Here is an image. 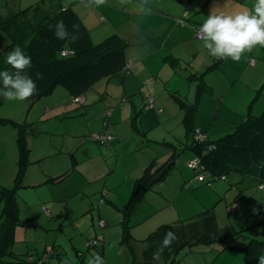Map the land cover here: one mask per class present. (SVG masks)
Here are the masks:
<instances>
[{"label": "crops", "instance_id": "0c3cea01", "mask_svg": "<svg viewBox=\"0 0 264 264\" xmlns=\"http://www.w3.org/2000/svg\"><path fill=\"white\" fill-rule=\"evenodd\" d=\"M255 2L256 0H193L189 5H185L175 3V0L174 3L168 0H111L96 6L90 3V0H72L70 5L66 4L57 9H74L89 29L94 44H100L112 35H118L123 45L124 66L129 64V70H125L123 66L114 74L102 76L81 92L78 98L68 93L71 101L75 104L80 103L82 107L71 116L82 118L76 121L77 126L72 127L77 129L73 131L77 133L75 135L77 142L71 144V148L64 146V150L60 148V151L56 152L53 143H59L61 139L57 141L49 139L46 144L41 141L42 133L46 129L45 124L43 130L38 127L27 130L35 136L32 141L31 136H27L29 134L26 132L27 128L25 129L30 154L29 163L21 174V185L14 187L19 218V222L14 226V242L11 245L15 256H27L31 260L43 257L44 260L39 264H63L66 250L59 238L54 236L56 231L63 232L65 221L61 223L60 228L53 223L57 222V219L62 220V216L77 221L87 215L88 221L84 227L90 229L89 233L80 231L81 241L71 246L78 256L79 264H86L89 258L97 254L101 256L103 264H176L181 260L180 254L187 252L188 248L194 254L203 252L195 245L202 239L209 240L204 236L216 232V215L209 212L206 218H197V221L191 222L188 229L177 228L175 222H164L161 212L166 209L162 210L161 205L166 202L169 203V207L181 205L183 189L188 191L187 189H194L199 184L195 178H189L191 171L181 169L180 175H175L178 172L177 166L167 168L168 165L165 164L169 161L170 153L183 150L180 142L183 138L187 139L186 147L193 150L186 151L192 156L196 155L192 146L194 130L195 133L197 130L206 133L207 139L210 140L211 137L230 134L228 129L231 125L236 129L249 118L264 115V46L257 45L251 52H245L241 60L236 62L231 58L221 59L210 55L203 46V41L196 36L200 25L212 10L225 14L245 10L251 12ZM141 3L149 10L141 12ZM15 15L17 12L6 19L10 20ZM41 18L39 16L32 23L38 22ZM180 18L187 20V23H179ZM32 28L35 29L34 26ZM210 75L214 77L217 75L218 82L223 84L228 82L230 89L226 90L219 83L209 80ZM245 77L246 87L239 89L240 93H244L238 101V106H233L229 91ZM196 85L197 98L192 102L190 90L186 96H183L182 92L183 89ZM111 87L122 89L124 97H130L128 106L132 109V117L124 113L126 99L111 96ZM170 91L174 92L173 97L169 95ZM206 92L210 94H205ZM138 93H144L145 102L137 98ZM251 100L253 102L247 111V105ZM203 102H208L207 106L212 108L206 115L197 111L198 107H207L201 105ZM223 102L226 105H222ZM61 105L59 100L55 106ZM142 105L144 108H139ZM119 106L120 111H117ZM139 109L141 111H138ZM109 111L110 116L107 115ZM145 112L147 115H144ZM169 113L175 119L182 113L184 117L177 118V122L172 121L169 120L171 117H168ZM136 116L141 119L143 133L136 124H132L138 123L137 119L133 118ZM166 116L168 118H165ZM97 123L99 132L106 131L115 138L106 143L97 141V144L94 143L91 133L96 130L91 129L96 127ZM145 125L147 127L152 125L147 129L163 125L166 133L181 125L179 130L181 136L168 134L171 143L163 144L159 142L161 140H156L159 134L154 135L153 131L152 133L147 131ZM167 136L163 138L167 139ZM59 147H62L61 144ZM65 149L72 155L73 151L82 150L84 157L82 161L90 172H95V176L92 177L84 171V174L80 175L82 180L77 181L73 176L78 173L79 160L74 157L70 162L69 158L62 157L67 153ZM18 158L20 159V152ZM104 159L108 163L104 164ZM91 160L96 163H92ZM165 168L167 169L164 171ZM80 169L83 170L81 167ZM161 172L166 174L160 177ZM140 180H143L141 183L146 188L145 192L129 217H126L134 187ZM2 186L0 185V189L8 188ZM166 186L172 190L167 192ZM20 188L25 190L22 199L18 197ZM78 195L83 197L78 200V203L82 204L80 209L77 207L72 209L80 210L76 215L70 213L69 203ZM22 200L28 207L32 206L35 209H38L36 205L42 202L41 212L43 210L49 216L42 214L48 223L42 224L28 207L25 210L21 204ZM5 201L6 199L0 196V205L2 204L0 216ZM63 203H66L64 210ZM228 209L232 211L235 206L228 205ZM260 219L262 227L261 225L259 227L262 231L257 230L256 237L249 242L251 256V259L247 256L249 264H257L259 256L264 252V236H258L261 232L264 233V222L262 223L263 219ZM102 222L104 226L101 225ZM125 223L130 225V237L126 240L123 227ZM95 225L97 229L94 230ZM168 231L175 233L177 239L171 244L170 249L164 250L159 261H154L153 253L160 247ZM51 234L54 235L53 239ZM196 235L199 238L191 242L190 238ZM93 240L96 241L95 244L90 243ZM88 247L91 249L88 250ZM44 254L49 256L45 258ZM54 257L57 261L51 260ZM199 260L198 257L196 264H200ZM67 261L75 264L70 257ZM179 264H182V260Z\"/></svg>", "mask_w": 264, "mask_h": 264}, {"label": "rangeland", "instance_id": "374dc122", "mask_svg": "<svg viewBox=\"0 0 264 264\" xmlns=\"http://www.w3.org/2000/svg\"><path fill=\"white\" fill-rule=\"evenodd\" d=\"M106 1L110 2L111 0ZM168 1L174 3V0ZM71 2L72 0H0V69L3 66L2 69L4 71V65H6L7 56V54L5 55L4 51L2 50L9 49L11 51L13 49V44H11L13 43V38L22 40L20 38V36L22 35L20 32V27L22 28L23 24H25V26L27 25L26 29H30L27 33L31 34V32L33 31L32 21L37 20L39 16L43 17L44 15L48 14V12L57 10L58 8H61L66 4L70 5ZM175 3L177 2L175 1ZM16 12L17 14L21 15L18 19L14 18L13 21L6 19L7 17H10L11 14H14ZM23 74L27 75L26 70ZM208 79L213 81L214 83H219L222 87L226 88V90L230 89V85L228 82L224 84L222 82H218L219 77L217 75H215V77L213 75H210L208 76ZM246 82L247 80L245 77L238 84L236 83L234 85L235 87L229 91V96L232 98L233 106H238V101L244 93L243 91V93H240L239 89H241L240 87H246ZM187 83L188 87H190L189 82ZM0 87H2V84H0ZM197 87L198 86L196 85L193 88L183 89L182 95L186 96V94L190 90V95H192V98L190 97V99H193L192 102H195L197 98ZM245 90H247V88H245ZM97 91L99 92V90ZM110 91L111 96H118V98L124 97V93L120 88L111 87ZM68 93L69 92L64 86L58 84L53 92L47 94L43 98H39V100L31 96L24 101L4 100L3 103L0 104V185H3L2 187H17V178L19 174V136L23 131H25L26 128V132L28 134L29 131L27 130H29V128L35 129L38 127L40 130H43V126L45 124L46 129L43 131L42 139L40 140L44 141L46 144L48 143L49 139H52L53 141L61 139L59 143H53L56 146V152H59L60 148H62L61 150H64V146L65 148H71V144L77 142V137L75 136L77 133L73 132L77 131V129H72V127L77 126L76 121H78V119L82 120V118L79 116H71H73L74 111H79L78 108L81 107V104L73 103ZM173 94L174 92H169V95L171 97H173ZM205 94L210 93L206 92ZM136 96L138 99H141L143 102H145L143 99L144 93H138L136 94ZM256 96L253 97V100L256 98ZM124 99H126V103L124 104L126 106L123 107L124 113L126 116L130 115L132 117V109H130L128 106V99H130V97H124ZM59 100L61 101L62 105L61 107H56L55 105L57 102H59ZM253 100L248 103L247 111L249 110ZM143 102L141 104H143ZM203 103L201 105H208V102L206 104ZM222 105L226 104L223 102ZM120 107L121 106L117 108V111H120ZM227 107L229 106L227 105ZM227 107L222 106V108ZM244 107L246 108V104H244ZM139 108H144V106L142 105ZM138 111H141V109H139ZM197 111H200L199 114L206 115L208 114V112L212 111V108L209 106L198 107ZM144 115H147V112H145ZM169 116H171V113L168 114V117ZM168 117L166 116L165 118ZM183 117L184 113H182L181 115H177L176 119H182ZM133 118L137 119L138 123L132 122L134 121V119H132V124H136L140 129L139 131L143 133V129L141 127L143 126V124L140 123L141 119L138 116ZM176 119L175 117L171 116L169 120L175 121ZM211 120L212 122L214 121V115H212ZM96 122L99 123L98 120H96ZM98 123L96 127H93L91 129V131L96 130L97 132H93L101 133L98 131ZM149 126L152 125H148V127ZM180 126L181 125L173 129V131H170L168 129L169 131L167 133L164 132L165 130L163 129V125H158L151 129H147L148 127L145 125V129L147 131H151V133L153 131L154 135L158 133V139L156 140H161L159 142L171 143L170 137L167 135L174 134L177 136H181V132L179 131L181 129ZM182 127L184 126L182 125ZM87 128L88 126L85 127V129ZM234 128L235 126L231 125L228 131L232 133L235 131ZM93 132L91 133V137L92 140L95 141L94 143H96L97 140L93 137ZM182 132L184 133L183 130ZM48 133H53L54 135L49 136ZM85 134L89 135L88 132H85ZM205 135L207 136L206 133ZM225 135H227V133L222 136ZM27 136H31V141L33 140V138H35V136L31 133H29ZM164 136H167V139H164ZM222 136L211 137L210 141L217 140ZM180 142H182L181 148H183V150L170 153L169 162L172 161L174 162L173 165L177 166L178 172H176L175 175H180L181 169L189 170L191 171V176H189V178H195V180H197L199 184L198 186H195L194 189H187L190 192L183 189V192L181 194V199H183V201L181 205L177 204L175 206L169 207L168 202L163 203L161 205L163 206L162 210H166L164 212H161L162 220L167 223L175 222L176 224L174 225L179 229H188L189 224H191V222L197 221V218H206L208 216L207 213L214 212V214L216 215L215 223L217 227L216 232H212L211 235L204 236L205 239L209 240L202 239L196 243V248L202 249L203 252L194 254L190 251V248H188L187 252L184 251L180 254L182 264H196V259L198 257L200 258V264H249L247 262V252L248 249L250 250L249 242L252 238L256 237L257 230L260 231L262 229V224H260L261 219L259 215H262V213L264 212V185H261V183L259 182L260 180L257 179L256 175L252 173V175L248 174L249 172L247 171L246 165H242L241 163H239V166L230 164L228 173L225 176L218 178V176L216 177V174L211 171V168L207 165V163L203 161L201 156L197 155V153V157L200 158L199 166H201V168H189L188 163L194 160L196 155L192 156L188 151H186L187 149L189 151H193L192 149L186 147L187 139L183 138ZM202 142L203 141L198 138L197 134H195V143ZM59 144H61L62 147H59ZM65 151H67V153L62 157L69 158L70 162H72V159L76 157L79 160L78 166L83 169L81 170L80 167H78V173H75V175L73 176L76 177L77 181L82 180L81 176L84 174V171H86L92 177L95 176V172H90L86 167V164L82 161L84 158L82 155V150L73 151L74 155L68 152V149H65ZM190 155L192 157H190ZM97 161H99V158L97 159ZM92 163L95 164L96 161H92ZM106 163L108 162L106 159H104V164ZM211 167L214 169L223 168L218 163L211 164ZM225 167L227 168L226 165ZM194 171H198V174ZM167 186L165 187V190L167 192H170L172 188ZM19 190H21V192L20 194H18V197L22 199L21 197L25 196V190H22L21 188ZM29 194L31 195V191H29ZM81 197L83 196H75V199H73L69 203V206L71 208L70 213L78 215L80 210L76 211L72 209H74V207L80 209V206L82 204L78 203V200ZM38 198L39 196L37 197V200ZM21 204L23 208L27 210L28 205L24 200H22ZM65 204L66 203L62 204L63 210ZM231 204L235 206V209H233L232 211L228 209V205ZM36 206L38 207V209H35L32 206H29L28 208L31 212H34L38 216L37 218L42 224L48 223L43 215H45L46 217L49 216H47V214L43 210L41 212L42 202L38 203V205ZM1 208L2 204L0 205V212ZM61 219L62 220L57 219V222H54L53 224H56V226L60 228L61 223L65 221L63 225V232L61 233L59 231H56L55 236L53 234H51L50 236L52 237V239L53 236L59 238L62 246L65 247V260H67V257L69 256L75 262V264H79L77 263L78 256L71 246H73L74 244L76 245L81 241L79 236L80 231L89 233L90 229L88 227H84L86 222L88 221V215L85 216L84 219H79L77 221L71 218H65L64 216H62ZM259 225H261V227H259ZM95 229H97L96 225L94 230ZM262 235L264 236V233L262 234V232L261 234H258V236ZM197 237L199 238L198 235L190 238L191 242L195 241ZM90 249L91 248L88 247V250ZM51 260L57 261V258L54 257ZM181 260H179L176 264H179Z\"/></svg>", "mask_w": 264, "mask_h": 264}, {"label": "trees", "instance_id": "16d2710c", "mask_svg": "<svg viewBox=\"0 0 264 264\" xmlns=\"http://www.w3.org/2000/svg\"><path fill=\"white\" fill-rule=\"evenodd\" d=\"M175 1L189 5L193 0ZM20 16V14H17L10 20L18 19ZM61 20L67 25L69 32L72 31L73 24L80 25L79 39L75 43L70 40H58L54 36L52 26ZM32 24L35 29L31 34L27 33L29 31L26 29L27 25L21 24L23 29L20 30L22 34L20 38L22 40L12 37L13 43L11 44H13V48L19 46L25 55L31 57V67L25 70L27 76L36 82L37 90L32 95L35 99L50 94L58 84L64 86L71 95L75 96L74 98H78L81 92L99 78L114 74L123 68L125 64L123 45L119 36L112 35L102 43L94 44L89 29L72 8L52 11ZM2 51L5 55L10 52L9 49ZM128 66L129 64L124 66L127 71L129 70ZM2 67L0 71H3ZM4 70L13 71L7 63L4 65ZM4 100L0 96V104ZM25 134V131H23L19 136L20 159L17 186L21 185V174L29 163L30 149ZM195 134H197V131L195 133L194 130L192 132V146L197 155L201 156L203 161L211 168V171L216 174V177L225 176L229 171L230 164L239 166V163H241L246 165L248 174L256 175L257 179L260 180L259 182L264 183V115L249 118L245 123L237 126L234 132L214 141L206 139V136L202 143H195ZM169 161L165 164L168 165L167 168L174 164V162ZM215 163L220 164L223 168H212L211 164ZM163 172H161L160 177L166 174V172ZM195 172L198 174V171ZM143 180L138 181L134 187L126 217H129L145 192L146 188L141 183ZM15 195V188L0 189V196L6 199L5 207L0 216V264H7L8 262L39 264L44 260L43 257L31 260L27 256H15L11 250V245L14 242V226L19 222ZM260 218L263 219L261 221L263 223L264 212ZM101 225L104 226V222ZM123 227L125 228L124 237L126 240L130 237V225L125 223ZM90 243L95 244L96 241L93 240ZM249 252L248 249L247 256L251 259ZM43 256L47 258L49 255L44 254Z\"/></svg>", "mask_w": 264, "mask_h": 264}, {"label": "clouds", "instance_id": "9594fccd", "mask_svg": "<svg viewBox=\"0 0 264 264\" xmlns=\"http://www.w3.org/2000/svg\"><path fill=\"white\" fill-rule=\"evenodd\" d=\"M106 0H90L96 6L105 4ZM149 9L144 3L140 11ZM53 27V34L58 40L75 43L79 39V24L72 25L69 32L64 21H58ZM197 37L203 41V46L209 54L217 58H231L239 62L245 52H251L257 45L264 46V0H256L253 10L235 12L232 14L216 13L214 10L200 25ZM6 63L13 71H0V96L7 101H24L35 94L36 82L24 75L25 69L31 67V57L25 55L19 47H14L6 56ZM39 76V74H38ZM177 239L175 233L168 231L160 247L153 253V260L159 261L166 248ZM63 264H69L67 260ZM86 264H103L100 255H95ZM257 264H264V255H260Z\"/></svg>", "mask_w": 264, "mask_h": 264}, {"label": "built area", "instance_id": "2783aa9c", "mask_svg": "<svg viewBox=\"0 0 264 264\" xmlns=\"http://www.w3.org/2000/svg\"><path fill=\"white\" fill-rule=\"evenodd\" d=\"M178 21L181 24L186 23V20L182 19V18H180ZM196 36H197V32H196ZM63 53L65 54L66 52H63ZM107 115L110 116V111L107 113ZM105 123L107 124V122H105ZM197 136L201 140H203L206 137L205 133H203L202 131H199V130H197ZM93 137L97 141L102 142V143L112 141L115 138L113 134L107 133L106 131H103L101 133H95ZM199 163H200V158L196 156L194 158V160H192L188 163V165H189V167H191L193 169H197V168H201V166H199Z\"/></svg>", "mask_w": 264, "mask_h": 264}, {"label": "water", "instance_id": "95a60500", "mask_svg": "<svg viewBox=\"0 0 264 264\" xmlns=\"http://www.w3.org/2000/svg\"><path fill=\"white\" fill-rule=\"evenodd\" d=\"M69 259V257H67V260ZM73 261V260H72Z\"/></svg>", "mask_w": 264, "mask_h": 264}]
</instances>
